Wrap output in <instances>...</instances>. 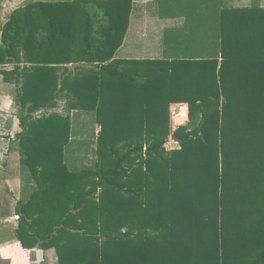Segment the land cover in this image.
I'll return each instance as SVG.
<instances>
[{"label": "trees", "instance_id": "16d2710c", "mask_svg": "<svg viewBox=\"0 0 264 264\" xmlns=\"http://www.w3.org/2000/svg\"><path fill=\"white\" fill-rule=\"evenodd\" d=\"M111 1L94 6L107 9ZM86 7L29 2L1 29L0 62L8 56L25 64L0 73L19 91L21 163L36 184L17 208L22 247L54 249L56 264H245L246 256L259 264L264 227L242 222L240 196L231 190L245 180L240 170L257 167L241 155L255 159L264 145L256 134L264 131V8L219 9L217 58L113 60L73 82V106L93 112L101 132L94 168L70 171L69 117L35 113L57 106L64 83L53 76L63 60L53 44L76 19L73 9ZM257 64L263 78L246 83L242 72ZM177 103L187 104L188 123L175 131L179 149L166 151Z\"/></svg>", "mask_w": 264, "mask_h": 264}, {"label": "crops", "instance_id": "0c3cea01", "mask_svg": "<svg viewBox=\"0 0 264 264\" xmlns=\"http://www.w3.org/2000/svg\"><path fill=\"white\" fill-rule=\"evenodd\" d=\"M35 1L52 3L82 1L88 5L83 9L70 10L76 19L72 21V25H69L70 29L65 32L64 38L53 44L54 51H58L59 58L63 60V64L58 66L57 76H53V78L61 79L64 83V89L63 92H60L57 106L35 113V115L54 113L62 117H69L70 137L64 151V162L70 171L92 169L98 160L96 149L101 125L95 119L93 112L78 110L71 102L74 93L73 82L84 80L94 74L91 73V68L95 65H99V67L107 65L113 60H198L213 59L219 56V39H215L216 34L211 33L214 25L209 32L210 18L198 17L206 16L204 12L197 13L195 18L193 15L190 19L185 17L188 15L186 10L175 9L171 12H160L158 8L150 6L157 0H115L108 3L109 8L107 9L94 6L95 2L102 0H0V48L2 47L1 29L9 20L11 13L26 3ZM129 1L131 7H129ZM253 3V0H235L233 7L249 8L256 5L264 8V0H257V4ZM208 17H210V12ZM188 28L194 31L193 38H188L185 35L184 31ZM196 28L199 32L195 30ZM203 30H205L204 33ZM68 33L74 34L71 37ZM115 46L116 48L112 52ZM180 47L190 48L187 57L175 56ZM108 56L111 57L109 61H107ZM24 65V63H18L17 59L9 63L8 56H6L5 62H0V73L1 71L10 72L16 66ZM246 68V71L242 72L248 77L246 83L255 75L257 78H263V72H259V64L255 70L252 67L254 72L249 67ZM19 72L16 73L17 80L22 78V73ZM245 93L248 94L249 90ZM250 93L252 92L250 91ZM18 94L16 84L4 82L3 76L0 74V264H56L57 257L54 249L42 250L39 247L24 249L17 235L20 224L17 212L18 204L26 203L36 190L31 173L21 163L22 155L18 146V136L22 133V128L18 118ZM171 106L177 108L175 111L182 112L181 116H177L175 113V122L181 123L177 128L185 126L188 123L187 104L177 103L171 104ZM90 124L92 131L87 130ZM256 134L259 139L264 138L262 129ZM170 135L174 139L173 135ZM258 147L263 149L261 157L256 156L254 159L250 155H241L242 160L247 163L250 160H255L257 167L255 170L247 168L240 170L241 175L245 176V180L236 179L240 183V188H232L231 194L236 191L240 196L239 206L241 210L243 209L241 212L244 213L242 222L245 221L247 224L248 220L255 221L262 229L264 227V145L258 144ZM226 173L227 179L231 180L233 178L232 170L230 169ZM249 177H256L254 187L249 186ZM250 208L257 209V211L251 213L252 215L249 214L248 217L247 210ZM30 212L32 213V211ZM258 234L260 235L256 240L261 238L264 243V233L258 232ZM26 236L25 234L24 237L26 238ZM244 237L249 239V235ZM178 241L177 236V250ZM262 241H260L261 248H257V258L260 257L259 264H264L263 258H261L264 256ZM26 242L30 243V240L25 239ZM181 245L183 247V243ZM244 247L247 255L249 253L248 242ZM244 260L247 262L245 264L253 262L252 258L247 256Z\"/></svg>", "mask_w": 264, "mask_h": 264}, {"label": "rangeland", "instance_id": "374dc122", "mask_svg": "<svg viewBox=\"0 0 264 264\" xmlns=\"http://www.w3.org/2000/svg\"><path fill=\"white\" fill-rule=\"evenodd\" d=\"M235 0H157L154 1L150 4V6L152 8H158L160 12L166 13L167 11L171 12L174 11L175 9H180V10H186L187 14L185 17L190 19L193 15V17L195 18V14L197 13H201L204 12L206 14V16H198L199 18H210L209 19V32L210 29L212 27V25H214V28L211 29V33L212 34H216L215 35V39H218V21H219V9L222 8L223 6H233ZM253 4H257V0H253ZM256 6V5H255ZM199 9V10H198ZM197 10V11H196ZM210 12V17H208V13ZM195 30H197L199 32V30L196 28ZM205 30H203L204 33ZM185 35L188 38H193V36L195 35L194 31L191 30L190 28L186 29L185 31ZM190 48H178V52L175 53L176 57H187L188 56V51ZM176 115L181 116L180 111H175ZM50 114V113H49ZM172 120V124L173 119ZM175 120V119H174ZM176 121V120H175ZM178 122H175V124H177ZM179 124V123H178ZM89 131H92V125L90 124L88 126ZM172 144L171 147H175L177 140L176 139H172Z\"/></svg>", "mask_w": 264, "mask_h": 264}, {"label": "built area", "instance_id": "2783aa9c", "mask_svg": "<svg viewBox=\"0 0 264 264\" xmlns=\"http://www.w3.org/2000/svg\"><path fill=\"white\" fill-rule=\"evenodd\" d=\"M175 110H177V108H172V106L170 107V114H171V118L172 119H175ZM180 114L182 115L181 111H180ZM173 122H175V120H173ZM180 124H178V125H175L174 123L172 124V120H171V134L172 135L175 133V130H176L177 126H179ZM172 143H173L172 142V136L170 135L168 140H167V142L164 145V148H165L166 151L179 149L178 142H176V144H175L176 146L175 147H171Z\"/></svg>", "mask_w": 264, "mask_h": 264}, {"label": "water", "instance_id": "95a60500", "mask_svg": "<svg viewBox=\"0 0 264 264\" xmlns=\"http://www.w3.org/2000/svg\"><path fill=\"white\" fill-rule=\"evenodd\" d=\"M173 137H174V139H175V137H176L175 133L173 134Z\"/></svg>", "mask_w": 264, "mask_h": 264}]
</instances>
